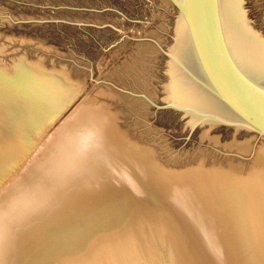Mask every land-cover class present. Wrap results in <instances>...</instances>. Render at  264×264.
<instances>
[{
	"label": "rangeland",
	"instance_id": "1",
	"mask_svg": "<svg viewBox=\"0 0 264 264\" xmlns=\"http://www.w3.org/2000/svg\"><path fill=\"white\" fill-rule=\"evenodd\" d=\"M240 6L264 38V0ZM175 11L168 0H0V227L26 209L10 200L16 191L26 188L42 204L28 225L1 233L0 264L30 255L29 264H51L133 214L170 264H264V218L240 217L231 184L255 179L257 195L264 190V139L165 108ZM76 110L101 114L113 146L97 149L105 141L92 140L79 147V163L75 157L51 172L72 150L60 149L65 131L72 142L83 136L86 120ZM93 158L104 178L83 202Z\"/></svg>",
	"mask_w": 264,
	"mask_h": 264
},
{
	"label": "water",
	"instance_id": "2",
	"mask_svg": "<svg viewBox=\"0 0 264 264\" xmlns=\"http://www.w3.org/2000/svg\"><path fill=\"white\" fill-rule=\"evenodd\" d=\"M169 1L183 20L174 31L165 108L264 139V38L242 18H220L218 0ZM51 264L170 262L143 216L133 214Z\"/></svg>",
	"mask_w": 264,
	"mask_h": 264
},
{
	"label": "bare ground",
	"instance_id": "3",
	"mask_svg": "<svg viewBox=\"0 0 264 264\" xmlns=\"http://www.w3.org/2000/svg\"><path fill=\"white\" fill-rule=\"evenodd\" d=\"M169 1V0H168ZM170 2V1H169ZM175 8V7H174ZM218 8H219V17L220 18H230V17H236V18H242L243 20H244V16H243V13L241 12L242 10H241V6H240V0H218ZM175 12H176V20H175V23H174V29H173V31H175V28H176V26H177V24H178V22L179 21H181V20H183V17H182V15H181V13L175 8ZM173 36H174V32H173ZM173 41V40H172ZM171 47H172V45H171ZM171 47L169 48V50H168V58L170 57V52H171ZM169 64V60H168V62H167V65ZM167 73H168V67H167ZM166 87H167V84L165 85V92H166ZM76 112H78L77 110L73 113V116H74V114H76ZM88 113V114H87ZM86 113V110H83V111H81V114H80V112H78L77 114H76V116H78V117H81L83 120H82V122L84 121V119L86 120V121H84L86 124H82V126L83 125H85L84 126V128H83V136H81V138L79 139V142H77L76 140H75V142H72V141H70L71 139H70V136H72L73 135V132L71 131V130H66L65 131V137H64V139L62 140V145H60V149H65L68 145L70 146H72V150L69 152V154L66 156V157H64V161H61L60 159L62 158H59V159H56L55 160V166H54V168L52 167V170H51V172L53 171V170H55V172H56V170L58 171V169H56V168H58L60 165H63V164H65L66 162H68V161H73L74 159H75V157L77 158L75 161H77L76 163H79V161H81L82 160V158H84V156L82 155V152L80 151V148L79 147H84V146H86V145H89V144H91V142H92V140H96V141H98L99 139H101V140H104L105 142H107V143H97L98 145H97V149H99V148H102V149H108L109 148V146L110 147H112L113 145V142L115 141V133L113 132V130H110V129H108L107 128V130L108 131H106L105 130V126H107V123H106V119L101 115V114H99V113H97V112H87ZM83 122V123H84ZM89 125H88V124ZM106 124V125H105ZM88 125V126H87ZM1 126V125H0ZM73 130V129H72ZM99 131V133H95V131ZM3 131H4V129H3ZM3 131L1 132L0 131V137H1V135H2V133H3ZM113 132V133H112ZM95 133V134H94ZM101 133V134H100ZM82 134V133H81ZM95 135H100L101 136V138L100 137H96ZM114 140V141H113ZM111 142V141H113V142H111V144H109L108 142ZM77 142V143H76ZM70 143V144H69ZM103 145V146H102ZM76 147H78L76 150H75V148ZM82 150V149H81ZM105 151V150H104ZM108 152L107 153H109V150H107ZM71 152H72V154H71ZM107 155H110V154H107ZM73 157V158H72ZM66 158H67V160H66ZM106 159V158H105ZM101 161V160H100ZM98 163H96V162H94V158H93V160L91 161V164L90 165H88V166H86L88 169H86V172H87V174L85 175V178L86 179H89V182H90V185L89 186H83L82 187V189L83 188H85L86 189V192L87 193H83V194H81V198H82V200H83V202H84V199L85 198H89V199H92L93 197H91V196H94V195H90V193H92V192H94L95 191V189L97 188V186H99L98 185V181L97 180H99V181H101L104 177H102L101 176V174H99V171L97 170L98 169ZM142 165V164H141ZM142 167H144V166H142ZM145 168V167H144ZM59 170H61V169H59ZM145 170V169H144ZM77 173H78V177H80V175H79V171L77 170L76 171ZM141 174H142V172H141ZM49 175H50V173H49ZM146 175V174H145ZM48 176V175H47ZM146 176H149V175H146ZM257 177V176H256ZM264 177V176H263ZM263 177H261V178H259V180L260 179H262ZM254 178V177H253ZM253 178H249V180H250V182H251V180L253 179ZM50 179V176L49 177H45L44 178V182L45 183H47V181ZM81 179H82V177H81ZM80 179V180H81ZM239 179V178H238ZM264 179V178H263ZM254 181V183H255V179L253 180ZM252 181V182H253ZM257 181V180H256ZM246 182V183H245ZM245 182H240V181H238V180H232V182H231V184H233V188H235V190L237 189V187H238V191H237V193L235 194L236 195V197H238V199H239V203H238V201H237V204H240V205H238V207H239V209H240V211H241V214L238 212L239 210H235L239 215H240V217L243 219V217H245L246 219L247 218H250V219H252L251 217L253 216L254 218H259V217H261V218H264V190H261V189H259L260 190V193L257 195V193L254 191V188H255V186L257 185V184H253L252 182L251 183H247V181H245ZM78 183V182H77ZM248 184V185H247ZM32 185V184H31ZM245 186V187H244ZM246 186H248L247 188H246ZM262 187V189H264V184H262L261 186H260V188ZM26 188H22V189H20V190H18V191H16V193H13L12 194V196H11V198H10V200H13V202H15V201H17L19 198L21 199V202H23V205L24 204H26V207H23V208H26V209H24V212H22L23 213V215L22 216H20L19 217V219L15 222H13L12 223V225H11V227H9L8 226V228L9 229H7V226H4V227H0V236H1V233H4V234H6V237H8V235L10 236V234H8V233H6V232H3L4 230H6L7 232L9 231H11V233H13L14 234V232H12V230H16V228L15 227H18V225L20 224V222L22 221V220H24V223L25 224H27L28 225V223H29V221H31L33 218V215H34V213H36V209H41V207H42V204H37L35 201H38V198H39V196L38 197H33V195L31 196V195H28V194H26L25 193V190ZM82 189H81V187H79V185H77V184H75V188L71 191V193H75V195L76 196H79V193L82 191ZM112 189V188H111ZM99 193H100V195L102 194V200L104 201L103 203L104 204H106V203H108L109 201H108V197H107V194H109L110 193V190L107 192V189L104 191H99ZM27 195V196H26ZM86 195V196H85ZM90 195V196H89ZM35 196V195H34ZM121 196V195H120ZM119 196V197H120ZM161 195H159V197H160ZM83 197H84V199H83ZM118 197V198H119ZM163 197V196H162ZM32 198V200H29V199H31ZM65 198H68V195H67V193H66V196H65ZM121 198V197H120ZM9 200V201H10ZM119 200V199H118ZM118 200H116V201H118ZM121 200V199H120ZM120 200H119V202H120ZM123 200L125 201V198H123ZM228 200V202H227V204H229V207H230V205H233L234 206V204H235V201L233 202V201H230L229 199H227ZM31 201V202H30ZM28 202V203H27ZM32 202H34V204L32 205V206H30V207H28L27 208V205L28 204H32ZM82 202V203H83ZM234 203V204H233ZM251 204L253 205V207H251ZM90 205V204H89ZM2 207H1V205H0V209H1ZM92 208H94L93 206H92ZM90 209L91 211L93 210V209ZM243 209V213H242V209ZM252 209H254V211L256 212V210H260L259 211V213H258V211L255 213V212H253L252 211ZM38 210V211H39ZM83 210H86V209H82L81 208V210L79 211V214H82V212H83ZM96 210H98V208L96 209ZM37 211V212H38ZM82 211V212H81ZM248 211H252V212H248ZM103 217V216H102ZM99 219V218H98ZM241 219V220H242ZM243 221H245V220H243ZM243 221H241V222H243ZM32 222V221H31ZM245 222H247V221H245ZM245 222H243V223H245ZM243 225H246V224H243ZM13 226H15L14 228H12ZM241 227H243V226H241ZM23 228H25V227H23ZM244 228V227H243ZM242 228V229H243ZM248 228H246V230H247ZM250 230V229H249ZM190 231V230H189ZM244 231V229L242 230V232ZM251 232V231H250ZM18 233V232H17ZM240 233V232H239ZM244 233V232H243ZM248 233V232H247ZM4 234L2 235V237L0 238V242H1V240L3 239V236H4ZM68 234V233H67ZM242 235V234H241ZM250 235V234H249ZM188 237V236H187ZM237 238H238V235H237ZM242 238V237H241ZM239 239V238H238ZM247 241H245V243H246ZM251 242H252V240H251ZM254 242V241H253ZM199 244V243H198ZM236 244L238 245V247L239 248H241L242 247V242L239 240V241H236ZM246 245H248L249 246V244L248 243H246ZM243 246H245V245H243ZM255 247L256 246V244H254L253 243V245H252V247ZM257 247V246H256ZM247 248V247H246ZM255 250H256V248H254ZM258 249V248H257ZM260 249V248H259ZM258 249V250H259ZM243 250V249H242ZM244 250H246V249H244ZM247 250H249L248 248H247ZM258 250H257V252H258ZM250 251V250H249ZM248 251V252H249ZM252 251H253V249H252ZM251 251V252H252ZM245 252V251H244ZM244 252H241V253H244ZM247 252V253H248ZM251 252H249L250 254H251ZM257 252H256V254H257ZM253 253V252H252ZM255 254V253H254ZM253 254V255H254ZM258 255V254H257ZM244 257H245V261H246V259H247V257L245 256V254H244ZM31 258H32V255H30V257H29V259H25L24 261L26 262L25 264H29L30 263V260H31ZM244 259V258H243ZM24 261H22L21 262V264L24 262ZM245 264V263H244Z\"/></svg>",
	"mask_w": 264,
	"mask_h": 264
}]
</instances>
